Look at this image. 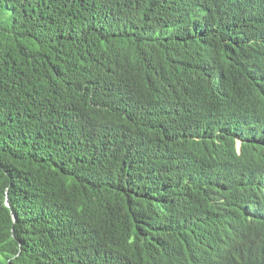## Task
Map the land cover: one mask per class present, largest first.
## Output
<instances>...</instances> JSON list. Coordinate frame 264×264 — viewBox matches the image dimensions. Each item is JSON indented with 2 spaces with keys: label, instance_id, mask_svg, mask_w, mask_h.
Instances as JSON below:
<instances>
[{
  "label": "trees",
  "instance_id": "obj_1",
  "mask_svg": "<svg viewBox=\"0 0 264 264\" xmlns=\"http://www.w3.org/2000/svg\"><path fill=\"white\" fill-rule=\"evenodd\" d=\"M0 264H264V0H0Z\"/></svg>",
  "mask_w": 264,
  "mask_h": 264
},
{
  "label": "bare ground",
  "instance_id": "obj_2",
  "mask_svg": "<svg viewBox=\"0 0 264 264\" xmlns=\"http://www.w3.org/2000/svg\"><path fill=\"white\" fill-rule=\"evenodd\" d=\"M254 133V131H252V130H247V131H245V135H248V134H253ZM255 134V133H254ZM240 154H241V148H240ZM199 206V205H198ZM140 210V209H139ZM79 219V218H78ZM77 221V220H76ZM82 221V220H81ZM142 221V220H141ZM233 234V233H232ZM231 236V235H230ZM137 240V239H136ZM95 242V241H94ZM95 244V243H94ZM147 254V253H146ZM144 255V254H143Z\"/></svg>",
  "mask_w": 264,
  "mask_h": 264
},
{
  "label": "clouds",
  "instance_id": "obj_3",
  "mask_svg": "<svg viewBox=\"0 0 264 264\" xmlns=\"http://www.w3.org/2000/svg\"><path fill=\"white\" fill-rule=\"evenodd\" d=\"M240 148H241V141H238V144H237V152L238 154H240Z\"/></svg>",
  "mask_w": 264,
  "mask_h": 264
}]
</instances>
